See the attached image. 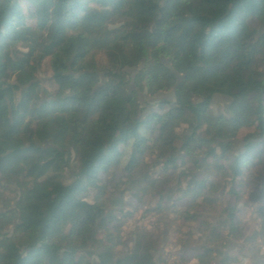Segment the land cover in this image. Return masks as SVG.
I'll return each mask as SVG.
<instances>
[{"label": "trees", "instance_id": "obj_1", "mask_svg": "<svg viewBox=\"0 0 264 264\" xmlns=\"http://www.w3.org/2000/svg\"><path fill=\"white\" fill-rule=\"evenodd\" d=\"M125 197L176 250L155 223L123 241ZM258 218L264 0H0V264H264Z\"/></svg>", "mask_w": 264, "mask_h": 264}, {"label": "rangeland", "instance_id": "obj_2", "mask_svg": "<svg viewBox=\"0 0 264 264\" xmlns=\"http://www.w3.org/2000/svg\"><path fill=\"white\" fill-rule=\"evenodd\" d=\"M254 26L256 28H261V23L259 22H255L254 23ZM126 75L127 76H124L123 79L125 80V82H128L127 84V90L130 91V92H133L137 95V98H138V101L139 103L141 104V106H144L145 104L147 106L153 104V101L152 99H147L143 94H139L137 93V91L133 88V84L131 83V81L129 82L130 78L129 77H133L134 75V71H128L126 72ZM129 76V77H128ZM165 98V100L167 101H171L172 100V97L171 95L169 94H163L161 95ZM228 102L222 98H219V97H213L212 100H211V111L215 114H225L227 111H228ZM249 192V191H248ZM118 194L119 193H116L114 194V200H117V197H118ZM148 198H145L144 199V203L147 202ZM122 202L123 204L125 205V207L123 208L125 211H128V212H132L134 213V218L129 221V222H126L125 225H124V228H123V233H122V236H123V241L125 242H130V233L132 232V229L133 228H136V227H144V228H148L150 229V224L152 223H155V225H158L157 226V229L155 231L156 235L160 238V240H162V243H161V250L163 252H170V251H174L176 250L175 248H177V235H176V232L174 230H167L164 226V224H162V220L159 219L158 221H150V218H141V214H143V211L145 210H148L149 207H150V204L146 205L145 207H141L142 204H138L139 205V208H136L135 207V203L132 201V200H128V198H123L122 199ZM15 206H16V201L14 200V202L12 203V208L13 210H15ZM240 208H243L245 209L246 211H248L249 213H251L254 209V204L252 202H250L249 200H246L243 202V204H241L239 206ZM27 212L29 213V218L33 219L36 215H37V212H38V207L35 206V205H28L27 207ZM108 212H115V208L109 210ZM249 219H245L243 224L241 225L242 226V229L245 231L244 233V236H246L248 233H249V224H248V221ZM156 222H159L161 223L162 225H159V223H156ZM16 224V223H15ZM157 230L159 231L157 233ZM33 234V233H32ZM195 237H192L190 238V241H192L190 243L187 242V245H189L188 247H185L182 249V252L186 253L185 254V258H187L188 261H192V252L194 250H200L202 249V247L204 246V241L203 240H200L199 239V236H198V233H195ZM237 245L239 247H241L243 250H245V246H247V244L243 243L242 241L238 242ZM95 249L98 250L99 249V245L98 244H95L94 245ZM175 247V248H174ZM234 250V245L232 246L230 243H228V246L226 248V252L225 253H230L231 251ZM123 251L120 249L117 251L118 254L122 253ZM245 252V251H244ZM245 257H246V252H245ZM160 264H164V262H160ZM215 264H218V262H216Z\"/></svg>", "mask_w": 264, "mask_h": 264}, {"label": "clouds", "instance_id": "obj_3", "mask_svg": "<svg viewBox=\"0 0 264 264\" xmlns=\"http://www.w3.org/2000/svg\"><path fill=\"white\" fill-rule=\"evenodd\" d=\"M249 224V234L251 232L258 233L255 244L259 247V255H264V229L260 227L261 220L258 218L255 222H252L251 220L247 221ZM242 264H250L249 259L245 258L242 260Z\"/></svg>", "mask_w": 264, "mask_h": 264}, {"label": "water", "instance_id": "obj_4", "mask_svg": "<svg viewBox=\"0 0 264 264\" xmlns=\"http://www.w3.org/2000/svg\"><path fill=\"white\" fill-rule=\"evenodd\" d=\"M172 97V96H171ZM165 98L163 97V96H161V95H159V96H156L152 101H153V103H156V102H158V101H160V100H164Z\"/></svg>", "mask_w": 264, "mask_h": 264}, {"label": "crops", "instance_id": "obj_5", "mask_svg": "<svg viewBox=\"0 0 264 264\" xmlns=\"http://www.w3.org/2000/svg\"><path fill=\"white\" fill-rule=\"evenodd\" d=\"M184 254H186V253L184 252ZM185 257H186V256H185ZM186 259H187V258H186ZM173 260H174V259H171L170 261H171V262H174ZM189 262H190V261H189Z\"/></svg>", "mask_w": 264, "mask_h": 264}, {"label": "flooded vegetation", "instance_id": "obj_6", "mask_svg": "<svg viewBox=\"0 0 264 264\" xmlns=\"http://www.w3.org/2000/svg\"><path fill=\"white\" fill-rule=\"evenodd\" d=\"M162 243V242H161Z\"/></svg>", "mask_w": 264, "mask_h": 264}]
</instances>
